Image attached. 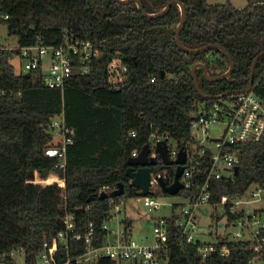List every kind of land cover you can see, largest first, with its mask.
<instances>
[{"label":"trees","instance_id":"trees-1","mask_svg":"<svg viewBox=\"0 0 264 264\" xmlns=\"http://www.w3.org/2000/svg\"><path fill=\"white\" fill-rule=\"evenodd\" d=\"M169 1L141 0L150 14L160 12ZM179 1L187 11L180 33L183 45L219 44L235 63L230 77L219 81L208 80L197 68L202 91L217 96L245 89L253 62L264 50V0H247L242 8L230 2ZM0 10L9 16L0 22L8 25L9 35L16 36L21 46L59 44L69 33L92 40L102 52V59L90 65L89 75L75 77L64 91L45 87L33 73H18L12 62L17 52H0V91L4 92L0 97V255L4 260L0 262L18 264L10 253L21 249L24 264H34L44 242L64 231L67 212L76 214L80 227L95 224L94 244L99 247L113 197L107 192L109 197L101 199L100 191L122 183L124 194L114 197L117 203L137 195L126 175L133 151L150 144L152 136L167 137L183 147L190 137L192 114L208 101L195 87L193 66L203 63L216 77L227 71L229 60L217 48L192 55L178 47V5L159 18L143 15L134 2L115 0H0ZM113 59L128 67V84L120 89L108 83L107 64ZM253 87L264 101V56L257 63ZM62 113L74 135L66 167L59 169V159L47 156L45 150L55 145L50 121ZM238 150L234 181L218 182L216 192L243 195L255 185L264 193V139L242 144ZM172 166L168 181L174 176ZM193 191L194 186L177 195L187 197ZM177 208L164 219L170 242L177 232ZM211 217L217 227L220 218ZM122 224L128 229L134 226L127 217ZM230 245L228 257L212 252L203 260L195 244H172L167 256L169 264H249L253 252L244 243ZM68 247L72 256L86 250L82 241L69 240ZM96 264L122 263L101 258Z\"/></svg>","mask_w":264,"mask_h":264},{"label":"built area","instance_id":"built-area-1","mask_svg":"<svg viewBox=\"0 0 264 264\" xmlns=\"http://www.w3.org/2000/svg\"><path fill=\"white\" fill-rule=\"evenodd\" d=\"M8 19L9 16L0 10V21ZM1 51L17 52L13 64L18 73H33L34 80L39 79L45 87L61 91H64L75 77L89 75L90 65L102 59L98 44L69 33L64 35L59 44L46 45L39 42L18 47L0 45ZM107 71L108 83L112 89H120L128 84V67L118 59L109 61ZM150 81L154 82L155 78ZM3 94L4 92L0 91V97ZM50 132L55 145L47 148L45 154L58 158L59 164L56 167L64 169L68 146L73 143L74 130L67 126L62 113L51 119ZM129 133L132 137L136 136L135 131ZM263 139L264 101L255 94L254 87L245 93L223 96L216 100L209 99L192 114L190 137L183 146L187 152V160L180 180L185 185L184 189L194 186V191L187 196L188 203L176 214L177 232L173 242L169 241V226L164 219L155 222L152 241L146 239L137 242L133 236V228L128 229L122 224L123 219L120 216L126 212L125 203H117L112 197L109 201V216L102 225V231L106 235L101 246L94 244L97 234L95 224L90 222L80 227L76 214L67 212L63 217L64 231L58 233L50 242H44L34 264H96L101 258L122 264H169L167 250L172 244H195L197 254L204 260L212 252L219 253L221 257H228L231 253V243H244V248L253 252L249 264H264V209L246 208L247 204L254 201L248 195L253 186L245 194L237 196L219 195L216 192L218 182L224 179L234 181V167L240 161L238 146ZM159 140L167 141L172 160L177 158L181 148L177 145L173 147L167 137L152 136L149 157L157 159L158 163L152 167V194L141 197L144 206L150 210H159L164 206V202L158 198L159 192L164 193L159 178H163L170 185L177 169V165L172 166L174 176L168 181L169 166L163 167L155 152ZM139 152L133 151L131 157L138 156ZM159 165L160 168H156ZM256 188V192H251L252 196H259L260 192H263L260 187ZM113 190L104 189L108 193ZM216 196L218 200H214ZM203 206L218 207L222 210L226 227L235 228L230 239L216 234L215 240L209 241L207 237L210 234L203 236L198 215V210ZM231 215L234 217L230 219ZM110 222L114 227L111 228ZM69 240L82 241L86 250L72 256L68 247ZM60 245L65 247L61 248ZM16 252L23 251L14 250L10 256L14 257ZM2 260L4 255H0V261ZM1 262L0 264H3Z\"/></svg>","mask_w":264,"mask_h":264},{"label":"water","instance_id":"water-1","mask_svg":"<svg viewBox=\"0 0 264 264\" xmlns=\"http://www.w3.org/2000/svg\"><path fill=\"white\" fill-rule=\"evenodd\" d=\"M115 1H118L121 3L134 2L137 5V7L139 8V10L142 12V14L149 17V18L162 17L169 11V9L173 5H178L180 7V10H181V19H180V22L178 24V29L176 32V43H177L178 47L180 49H182L183 51H185L186 53L192 54V55L207 52L208 50H211L214 48H217L223 52V54L228 58L229 63H230L229 68L227 69V71L225 73H223L219 76H216V77H211L208 73L206 66L203 63H197L192 68V75L194 78L195 87H196L197 91L199 92V94L204 99H206V100L218 99V98H221L223 96H230L232 94L245 93V92H248V91L253 89L255 69H256V66H257L259 59L262 56H264V50L257 55V57L255 58V60L253 62V65L251 67L250 76H249V84L245 89H243V90H232V91H228L224 94H220L217 96L207 95L202 91V89L199 86L198 78L196 76V69L202 68L204 71V74L208 80L219 81V80H223V79L230 77V75L234 69L235 63H234L232 57L230 56V54L225 50V48L219 44H210V45L200 47V48H187L183 45V43L181 42L180 33H181V30L185 27L186 22H187V11H186V7L183 4V2H181L179 0H170L167 3L166 7L164 9H162L160 12L150 14V13H147L145 11L141 0H115ZM162 76H164V72H162ZM155 152L158 154L159 159H161V161L163 163V167L177 165V169L175 172L173 183H171L169 185L163 178H159V182H160V185H161L164 193L168 194V195L175 196L180 191H182L185 187L184 183L180 180V177L182 176L184 169H185L184 165H185L186 160H187V152H186L184 147H181L179 152H178L177 158L175 160H172L169 156L168 143L165 140H159L157 142V144L155 146ZM150 153H151V147L149 144H146L140 150L138 156L130 157L127 161L128 168L126 170V175L130 179V185L137 191V195L140 197H146V196L152 194V191H151L152 167L157 165L158 161H157V159H155L153 157H149ZM238 171H239V166L236 165L234 167L235 175H237ZM123 194H124V185L122 183L117 184L116 188L110 193V195L113 197L120 196ZM108 197H109V194L106 191H104V190L101 191V193H100L101 199H105Z\"/></svg>","mask_w":264,"mask_h":264},{"label":"rangeland","instance_id":"rangeland-1","mask_svg":"<svg viewBox=\"0 0 264 264\" xmlns=\"http://www.w3.org/2000/svg\"><path fill=\"white\" fill-rule=\"evenodd\" d=\"M232 3L237 7H244L247 5V0H207L208 5H217V4H225V3ZM0 45L6 47H18V38L16 36L9 35L8 32V25L5 23L0 22ZM14 63V59L12 60ZM15 64V63H14ZM173 147H176V143L170 141ZM256 192V186H253L248 195L254 201L246 205L248 209H264V193L260 192L259 196H252L251 192ZM158 198L164 202V206L159 210L149 209L144 206L141 197L138 195L128 197L125 201V214H122L120 217L123 219L125 217L130 218L133 221V236L137 242L145 241L149 239L152 241L154 239L153 227L156 221L170 218L174 212V206L178 205L176 209V213L178 214L181 208L186 205L189 201L188 197L182 195H164L160 192L158 193ZM175 213V214H176ZM215 214V217L220 218L219 224L217 227H211L212 224V217L211 215ZM198 215L200 218V228L202 229L203 236L209 235L207 239L209 241H214L216 238V234L221 236H226L229 239L232 237L231 232L235 231L234 227L227 228L226 227V219L223 215V212L220 208H213L211 206H203L198 210ZM109 225L114 227L112 222ZM14 258L18 262V264H24V253L23 252H16ZM164 264H168L165 262Z\"/></svg>","mask_w":264,"mask_h":264},{"label":"crops","instance_id":"crops-1","mask_svg":"<svg viewBox=\"0 0 264 264\" xmlns=\"http://www.w3.org/2000/svg\"><path fill=\"white\" fill-rule=\"evenodd\" d=\"M134 225V224H133ZM134 227V226H133Z\"/></svg>","mask_w":264,"mask_h":264}]
</instances>
